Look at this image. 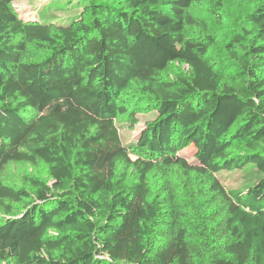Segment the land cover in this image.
Masks as SVG:
<instances>
[{"label":"trees","instance_id":"trees-1","mask_svg":"<svg viewBox=\"0 0 264 264\" xmlns=\"http://www.w3.org/2000/svg\"><path fill=\"white\" fill-rule=\"evenodd\" d=\"M15 1L0 0V264H264V1L223 47L230 72L191 12L224 0H86L67 22ZM149 111L132 159L115 120ZM12 162L47 177L13 187ZM233 169L241 188L216 176Z\"/></svg>","mask_w":264,"mask_h":264},{"label":"rangeland","instance_id":"rangeland-1","mask_svg":"<svg viewBox=\"0 0 264 264\" xmlns=\"http://www.w3.org/2000/svg\"><path fill=\"white\" fill-rule=\"evenodd\" d=\"M86 0H17L12 3V7L17 15L23 20H41L44 22H67L68 20L80 14L78 4ZM110 2V0H101ZM264 0H224L223 8L219 17L211 14L210 6L203 1L192 8V13L206 18L212 28L215 30L216 43L209 51V57L216 62L217 68L224 72H230L235 69L232 62L226 60L224 55V45L228 38L237 30L238 19L241 15L252 10L254 5ZM157 118L156 111L140 112L135 114L134 120L130 115L121 114L115 120L119 131L121 143L126 146L130 152L131 158H135L134 147L140 133L147 128L150 123ZM188 162H194V146L189 145L179 152ZM41 175L44 178L42 165L33 166L27 163L12 162L7 164L1 174V180L13 187L23 188L31 192L28 178ZM226 188H241L248 179L242 170L220 171L216 174ZM23 208L14 204V214L20 213ZM12 215L7 214L0 209V221L9 218Z\"/></svg>","mask_w":264,"mask_h":264}]
</instances>
